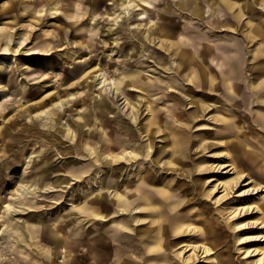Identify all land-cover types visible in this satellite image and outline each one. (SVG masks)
<instances>
[{"label": "rangeland", "instance_id": "1", "mask_svg": "<svg viewBox=\"0 0 264 264\" xmlns=\"http://www.w3.org/2000/svg\"><path fill=\"white\" fill-rule=\"evenodd\" d=\"M47 1L0 0V158H2L0 159V238L2 239L0 241V264H25V261L37 264L40 258L39 252L41 251L40 244L38 243L40 237L36 234L38 225L46 223L50 219H62L69 212L76 219L80 220L82 215H77L74 207L84 202L83 196L89 194L90 190L95 191L99 188L103 182L102 180H98L100 176L106 177L111 183L122 187L120 191L124 190L125 184L123 183V179L126 177L124 175L126 169L121 171V167L119 170L116 168L110 171V169L105 170L102 168V173H97L95 170L98 167H96L89 175L76 180L68 176L64 171L59 173L60 178H58L50 170L51 174L47 177L49 182L54 183L58 178L65 183L58 188L39 192L37 182L31 178L32 174L36 173L34 169L32 170L29 167L36 162L33 159L47 155L52 157L55 160V164H58L59 167L65 162L83 160V158L78 157L76 154L60 155L58 153L66 146L74 145L69 136L65 135L67 130L66 122H68L70 115L69 111H66L62 115L63 117L56 124L55 130L50 127L48 131H45L47 137H50V134L54 133L58 137L59 143L63 144L62 148L56 147L58 144H55V147H53L54 141L48 139L41 141L42 138L46 139L47 137H39L38 135V137H35L24 131L26 125L30 124L28 118H21L20 124L12 125V120L20 116L29 104L37 103L43 94H50L58 88L59 84L56 79L64 77V74L59 69L52 71L50 68L52 66L70 67L72 63L83 61L85 58L77 60L75 58L77 50H79L78 48H83L86 44L96 46L98 49L102 48L90 54L94 60L89 70L99 63L105 68L108 80L114 76L115 65L122 60L120 52L124 54L131 47L137 49L140 53L126 61L128 68H132L133 64L139 61L142 65L138 66V70L142 73L145 72L152 80H158L154 84L159 87L154 88L151 96L145 97V100L149 102V106L157 116H162L170 121L169 126H178V124L173 123V118H169L168 109L172 110L173 113L179 110V113H185L187 116L192 112L193 106L186 103L188 96L205 99L209 105L191 123L190 129L184 131V135L190 142V152L187 154L189 159L188 161L183 160L184 168H190V156L195 152H199L193 161L194 172L192 171V175L182 178L178 177L177 174L170 175V172L165 174L164 171L160 170L161 167H153L151 165V168L152 172L158 177L172 179L171 185L174 189L180 188L178 194L177 192H173L176 202L180 199L184 201L178 206L177 212H190L189 220L190 222L192 221L191 223L187 222L184 224H192V226L194 225L197 228L204 227L205 231H209L214 226L216 227V232L210 233V235L216 238L214 240L216 250L205 253L200 243L189 239V235L191 234L188 233V229V232L185 231V234L176 237L180 240L179 244L173 248V251L166 252L164 260L171 264H216L215 259H210V256L213 255V257H217L222 261L221 264H224V262L226 264H248L257 261L260 257H263L262 262L264 264V254L260 255L264 250V225L258 220L259 217L256 210H251L254 206H251L247 211L244 210L247 208L244 204L245 201L257 204L264 198V183L259 178L255 182L244 176L238 179V176L234 174L235 171L229 172L231 167H228L233 159L241 160L240 164H243L242 150L244 151L249 146L252 149L254 148L253 150L260 149L264 152V128L257 125L254 116V109L258 105H262L256 102V97H253L249 108V110L251 109L250 112L247 107H244L241 98L236 100V102L238 101L242 105L239 108L235 101H229L227 93L221 84L225 74L220 78L221 80L217 83V88L214 91L198 89L196 87L197 83L191 77V70H193L191 67L189 69L180 60L173 58L172 54L159 49L157 47L158 44L156 45L157 40L147 51L145 40L144 42L142 41V37H145L143 33L148 27L147 21L149 18H154L157 21L156 25L168 26L173 30L170 42H176L178 35L183 31L182 17H184L188 26L186 30L191 33V36L198 34L197 37L193 38L196 41L195 43L198 44L200 51L205 52L209 49L208 47L212 48L219 44L231 46L232 43H224L222 40L214 41V43L218 42L215 45L209 43L206 39H202L204 38L203 34H209L211 37L215 36L219 39L220 37L226 39L223 35L218 34V32L223 31V33H228L230 36V33H233L228 27L222 26L226 22L225 13L222 9L218 7L215 10H218L217 15L214 13L212 17V13L210 15L206 12V9H203V15L196 17L178 9L176 4L180 0H158L154 8L135 1L132 4H138V6L129 15V20L122 21L121 19L126 16V12L123 14L120 7H115L116 13H114L110 10L108 1L104 0L101 2V0H95L97 8L94 11V17L96 18V25H94L91 24L90 17L84 15L86 9L85 2H78L77 0H51L50 3L54 1L57 5V10H55L51 9L54 3L48 5ZM199 1L201 3L205 2V0ZM142 9L146 10V15L139 16L138 14L143 12ZM162 9L166 11L162 12ZM259 11L260 7L254 6L252 14H256ZM180 14H182L181 18L179 17ZM116 17H118V22L116 21ZM246 17H243V23L239 24L236 28L234 33H237V35L232 36H238L239 38L242 33H246L247 28L244 27L247 20ZM213 22H219L220 24L219 26L213 24L212 30L214 33H210L208 29ZM80 25L84 29L77 32L76 30ZM69 30L72 31L73 35L74 33L80 34L83 43H81L80 39H74L72 44L68 46L63 45V50L55 54L54 59L37 55L39 52L37 46L40 45V40L44 37L49 38L50 36L64 34ZM138 35L140 38L136 39ZM71 40L69 39L70 43L72 42ZM189 45V43H182L186 54L192 55V49ZM255 45V42L249 44L250 49H247V52L255 49ZM216 54L220 55L219 52H216ZM88 57L90 56L88 55L86 58ZM244 57L248 59L250 58V54L246 55L245 51ZM157 59L163 63L158 64ZM205 61L207 63V57ZM249 62L244 63V66L240 68V70L244 69V73H246L247 79L245 78V82L248 86L255 82L258 74L262 73V71H257L258 69H252L248 65ZM214 64L210 65L216 75L219 76V69ZM225 70L226 68H222V71L225 72ZM238 75L239 72L237 71L234 89L240 94L242 82L239 81ZM38 76H41V79L50 80L49 82H44L42 85H52V81H54V85L50 89L44 88L39 95L36 93L37 95L29 97L26 95V91L29 88L32 90L38 84H41V81H36ZM169 82L172 83L171 89L168 88ZM93 86V89H95V84ZM85 91L80 90L79 94L81 97ZM96 95L97 93L95 92L91 95V104H93ZM140 95L141 93H139L138 89H133L129 92L128 96L131 101L137 104V101L140 100ZM109 97H111V93ZM180 98L184 106H178L175 109L177 106L175 103V107L171 108L172 105L170 104H172V101H178ZM123 101L122 96H120L117 100L118 104L112 105L111 101L107 99V103L113 113L107 115L108 120L106 118L103 119L112 131L111 138L114 136L113 138L116 143L120 142L126 123L130 122L128 116L123 114H128L132 111L129 105L123 108ZM56 102L59 103L58 100H55L51 105H55ZM215 102L216 104L213 105ZM51 105H49L48 110L51 108ZM141 105L142 102L138 116L140 124H143L147 120L149 113L147 110L145 111L146 106ZM117 108H123L124 113H119L118 117L113 119L114 114L117 113ZM74 114L73 112L71 115ZM219 114L228 118L221 119L218 116ZM94 123L97 124L96 121ZM234 124H239V127L236 129L237 125ZM34 125L35 128L42 132L44 127L42 123L35 121ZM118 126H121V128L118 129ZM134 126H136V123H134ZM138 128L139 126H137L136 131ZM96 133L100 139L103 137L102 129L98 126ZM231 133L235 134V137H229L232 140L226 137ZM156 136L158 138L154 141L156 144L154 149H158L161 143H165V140L162 141L160 135ZM56 143L58 142L56 141ZM5 144L11 145L8 152H4L2 149V146ZM33 144H35L34 147L32 146ZM199 145L201 148L197 149ZM46 147L48 148L46 153L34 155L35 151L45 150ZM94 147L96 148L97 146ZM89 148L91 149V147ZM229 154L231 155V159ZM164 155L163 160H167L169 155L167 153ZM21 159H24V161L21 162ZM58 166H54V170H58ZM197 166L207 169L212 168V171L197 172ZM203 178L206 179L203 181L204 185H201L200 183ZM236 179L237 184L235 186L234 183L231 186L227 185V183H232ZM214 185L218 187L215 189L213 188ZM255 188H258V190ZM22 197L26 200L25 203L22 202L24 205L20 203ZM71 202H74V205H71ZM7 206L12 207L9 212H6ZM133 206H135V203ZM96 207L109 214V220H106L104 226H99L98 230L107 229V227L111 226L110 220H118V215L123 214L121 212L118 214L117 209H113L107 201L100 202ZM14 209H18V212L12 213L11 211ZM134 214L136 215L134 216ZM145 214L144 211L139 216L137 212L135 213V211L131 210L130 215L134 217L124 219L123 216L121 219L122 221L127 220L132 229L143 231L149 228V221L146 219ZM176 215L180 217V215L175 214L173 218ZM25 221L28 223L26 225L27 229L23 228ZM246 223H249V225ZM92 224L83 223L81 225L82 230L91 232L94 226ZM223 225L225 227L222 228ZM236 225L239 227L236 228ZM8 226L19 228L26 236L28 232L30 246L25 247L21 244L9 243L7 240L12 234L8 235L6 232H3ZM232 228H235V232L232 231ZM125 235L127 234H122L123 237ZM236 235H239V238L242 237L249 240L237 241ZM13 246L17 248L15 254L8 251V248L11 250ZM246 251L248 254H246ZM160 255H163V253ZM160 255L153 254L149 257L130 255L131 257L126 260L131 264H156ZM52 258L54 259V264H59V261L62 260L60 255H53Z\"/></svg>", "mask_w": 264, "mask_h": 264}, {"label": "bare ground", "instance_id": "2", "mask_svg": "<svg viewBox=\"0 0 264 264\" xmlns=\"http://www.w3.org/2000/svg\"><path fill=\"white\" fill-rule=\"evenodd\" d=\"M77 1L85 2L86 9L84 15L90 17L91 24L96 25L94 11L97 8V3L95 0ZM102 1L104 0H101V2ZM105 1L109 2V8L112 12L116 13L115 7H120L123 14L126 12V16L121 19L122 21L129 20V15L133 12L135 7L138 6V4H132V2L137 1L152 8H154L155 3L158 2V0ZM50 2L51 0L47 1L48 5L54 3V1H52L53 3ZM176 6L180 11L188 12L190 15L196 17L203 15V9H206V12L210 15L212 13L211 17L214 16V13L217 15L218 10H215L220 7L225 13L226 21L225 25L222 26L228 27L233 33L229 32L231 34L230 36L228 33H223V31L218 32V34L223 35L226 39H222V37L219 39L215 36L211 37L209 34H203L204 38L202 39H206L209 43L215 45L216 43L218 44V42L214 43V41L219 40H222L224 43H232V45L227 46L225 44H219L212 48L208 47L209 49L205 52L200 51L198 44L195 43L196 41L193 38L197 37L198 34L191 36V33L186 30L188 27L186 19L180 14L179 17L183 18V31L178 35V42H170L173 33L172 29L168 26V28L166 26H158L154 18H149L147 21V30L143 33L145 37H142V41L144 42L145 40L146 51L150 46L154 45L157 40L156 45L158 44L157 47L159 49L169 52L172 54L173 58L180 60L184 66L189 67V69L191 67L194 70H191V77H193L192 80L197 83L196 87L200 90L208 89L214 91L217 88V83L221 80L220 78L225 74L221 84L223 86L222 88L227 93V99L236 102V100L241 98L244 107H247L248 111L251 112L249 108L253 97H256V102L262 106L258 105V107L254 109L255 122L257 125L264 128V0H205V2L202 3L199 0H180ZM254 6L260 7V11L256 14H252ZM234 8H236V10H234ZM51 9L57 10L56 3L53 4ZM165 11V9H162V12ZM138 15H146V10H143V12H140ZM243 17L247 19L244 24V27L247 28L246 33H242L239 38L238 36H232L237 35V33L234 32L237 26L243 23ZM117 18L118 17H116V21L118 22ZM213 24L219 26L220 23L213 22L208 29L210 33H214L212 30ZM82 29H84V27L80 25L76 31L78 32ZM138 38H140L139 35L136 36V39ZM69 39H72L71 43ZM74 39H80L81 43H83L82 36L78 33H74L73 35L70 30L61 35L50 36L49 38L44 37L40 40V45L37 46L39 52L35 53L39 56L54 59L55 54L63 50V45L68 46L72 44ZM183 42L190 44L192 55L186 54L182 46ZM253 42L256 43V48L247 52V49H250L248 45ZM88 48L89 50H87ZM78 49L75 60L85 59L72 63L70 67L52 66L50 70L56 71L59 69L64 74V77L56 79L59 84L56 91L50 94H43L37 103L29 104L27 109L20 116L12 120V125L15 126L20 124L21 118H28L30 124L26 125L24 131H27V133L35 137L42 136L46 138L47 135L45 131H48L50 127L55 130L56 124L61 121L63 117L62 115L66 111H69L70 115L68 122H66L67 130L65 135L69 136L74 145H68L58 153L60 155L76 154L78 157L83 158V160L65 162L59 167L58 164H55V160L47 155L33 159V161L36 162L29 167L36 171V173L32 174L31 178L37 182L39 192L58 188L65 183L58 179L60 178L59 173L63 171L76 180L83 178L85 175H89L96 167H98V169L95 170L97 173H102V168L105 170L110 169V171L116 168L119 170L121 167V171L126 169L124 174L126 177L123 179L125 187H123V191H120L122 187L111 183L106 177L103 178L100 176L98 180H102L103 182L100 184L99 188L95 191L90 190L88 192L89 194L83 196V199H85L84 202L74 207L76 214L82 215L80 220L76 219L75 216L69 212L64 215L62 219L55 218L48 220L46 223H40L36 228V234L40 237L38 243L41 247V251L39 252L40 258L37 264H54L53 255H60L62 260L59 261V264H131L126 260L131 257L130 255L135 257H149L153 254L160 255L161 253H163V255H160L156 264H171L164 260V255L167 251H173V248L180 242L176 237L185 234L184 232H188V229V233L191 234L189 235V239L200 243L205 253L215 251L216 243L214 240H216V238L210 235V233L216 232V227L214 226L209 231H205L202 226V228H197L194 225L192 226V224H184L187 222L191 223L192 221L190 222L189 220L190 212H177L178 206L184 201L180 199L176 202L173 192H177L178 194L180 188L174 189L171 185L172 179H162L158 177L152 172L151 168V165L153 167H161L160 170L164 171L165 174L170 172V175L177 174L178 177L182 178L192 175V171L194 172L193 161L199 152H195L190 156V168H184L183 162L185 160L188 161L189 156L187 154L190 152V142L184 135V131L189 130L191 123L200 116L203 109L209 106L205 99L188 96V101L186 100V103L193 106L192 112L189 113L188 116L185 113H179V110L173 113L172 110L168 109L169 118H173V123L178 124V126H169L170 121L162 116H157L149 106V102L145 100V97L151 96V92L154 88L159 87L154 84V82H158V80H152L145 72H140L138 66L140 67L142 63L139 61H136L132 68H128L126 61L134 58L140 53L137 49L131 47L124 54L120 52L122 60L115 65L114 76L110 80L106 77L105 68L99 63L93 69L89 70L94 60L90 54L102 48L98 49L96 46L86 44L83 48ZM245 51L246 55L250 54V58L246 59V57H244ZM216 52H219L220 55L218 56ZM88 55L90 57L86 58ZM206 57L208 64L205 61ZM151 59L154 60L153 58ZM158 59V64H162L163 62ZM248 61H250L248 65L251 66L252 69L262 71L261 74L257 75L255 82L250 86L245 82L247 78L244 69L240 70V68L244 66V63H248ZM154 62L156 61L154 60ZM210 64L217 66L219 69V76L216 75ZM248 65L246 64V66ZM119 67L120 69H118ZM222 68H226L225 72L222 71ZM237 71L239 72V81L242 82L240 94L234 89V82L237 80L235 77ZM36 81H41V84H38V86L32 90L29 88L26 91L27 96L32 97L36 93L39 95L44 88L50 89L54 85V81H52V85H42L44 82H49L50 80L41 79V76H38ZM93 84L96 86L95 89H93ZM168 88H172L171 82L168 83ZM133 89H138L139 93H141L140 100L137 101V104L131 101L128 96L129 92ZM80 90H86L82 97L79 94ZM94 92L97 93L96 98L98 97V99L95 98L93 104H91V95ZM110 93L111 97H109ZM120 96H122V100H124L123 108L129 105L133 112L131 111L128 114H123V108H117V113L114 114L113 119H116L119 113H122L128 116V120L131 123H126L120 142L116 143L113 138L114 136L111 138L112 131L108 127L107 122H104L103 119L106 118L108 120L107 115L113 113L107 103V99L111 101L112 105H116L118 104L117 100ZM55 100H58L59 103L56 102L55 105H51ZM141 102V106L145 105V111L147 110L149 113L147 120H145L143 124H140L138 116ZM175 103L177 104L176 107L174 106ZM215 104L216 102L213 103V105ZM49 105H51V108L48 110ZM170 105H172L171 108L175 107V109H177L178 106H184L181 98L178 99V101H172ZM236 105L238 108L242 106L238 101ZM73 112L75 114L71 115ZM218 116L221 119L228 118L220 114ZM35 121L42 123V126H44L42 132L35 128ZM95 121L97 124L94 123ZM134 123H136V126H134ZM97 126L102 129L103 137L101 139L96 133ZM137 126H139V128L136 131ZM237 127H239V124L236 126V129ZM120 128L121 126H118V129ZM156 135H160L162 141L165 140V143H161L158 149H154L156 145L154 141L158 138ZM226 137H235V134L231 133ZM115 138L117 139L116 136ZM47 139L55 142L53 147H55V144H58L59 146L57 145L56 147L62 148L63 144L59 143L58 137L54 135V133H51L50 137L46 139L42 138L41 141ZM229 139L232 140L231 138ZM56 141L58 143H56ZM136 142L137 144H135ZM35 144L32 146L34 147ZM94 146L97 147L95 148ZM10 147L11 145L5 144L2 146V149L4 152H8ZM89 147H91V149ZM200 148L201 146L199 145L197 149ZM253 149L249 146L244 149L245 153L242 150L244 163L240 164L241 160L233 159L230 166H228L231 167L229 172L235 171L234 174L238 176V179L244 176L249 180H254L252 182H255L257 178H259L264 183V152L260 149ZM47 151L48 148L46 147L45 150L35 151L34 155H41ZM165 153L169 155L167 160H163ZM229 157L231 159V155ZM23 161L24 159L21 162ZM54 166H58L59 169L54 170ZM197 167V172L212 171V168ZM50 170L58 177L54 183L49 182L47 178L49 174H51ZM204 179L206 178L201 180V185H204ZM236 181L237 179L233 180L232 183H227V185L231 186L234 183L235 186L237 184ZM217 187V185L213 186L215 189ZM255 189L258 190V188ZM102 201H107L113 209H117L118 214L120 212L123 214H117L118 220H110L111 226L107 227V229L98 230L97 228L99 226H104L106 220H109L108 212L96 207V205ZM22 202H26L23 197L20 199V203ZM24 203L22 204L24 205ZM134 203L135 206H133ZM244 204L247 206V208L244 209L246 211L249 210L251 206H254L251 210H256L259 217L258 220L264 225V198L257 204L247 203L246 201ZM71 205H74V202H71ZM11 209V206H7L6 212H9ZM131 210L135 211V213L137 212L139 216L141 212L145 211L147 214H145L146 219L149 221V228L138 231L137 229H132L127 220L122 221L121 218H123V216L124 219H130V217L136 215L134 214V216H131ZM11 212L16 213L18 209H14ZM175 214L180 215V217L176 215L173 218ZM77 218L79 217L77 216ZM83 223H93L92 225L94 226L91 232L82 230L83 228L81 225ZM27 224V221H25L23 228L27 229ZM246 224L249 225V223ZM223 227H225V225H223L222 228ZM235 227L237 228L239 226L236 225ZM232 231L235 232V228H232ZM3 232H6L8 235L12 234L7 240L9 243L21 244L25 247L30 246L28 242V239L30 240L28 232L26 236L19 228L10 226L6 227ZM123 233L127 234L125 235L126 237L122 236ZM236 237L237 241L249 240L242 237L239 238V235H236ZM1 240L0 238V241ZM16 250L17 248L15 246H13L11 250L8 248V251L12 254H15ZM246 254H248L247 251ZM263 254L264 250L260 255ZM210 259H215L216 264L222 263L219 258L213 257V255L210 256ZM262 260L263 257H260L257 261L248 264H263ZM25 264L32 263L30 261H25ZM224 264H226V262H224Z\"/></svg>", "mask_w": 264, "mask_h": 264}]
</instances>
